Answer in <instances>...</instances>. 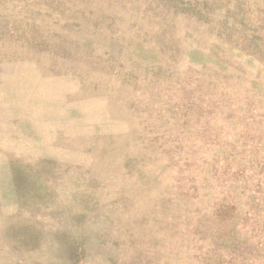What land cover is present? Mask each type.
<instances>
[{"label": "rangeland", "instance_id": "1", "mask_svg": "<svg viewBox=\"0 0 264 264\" xmlns=\"http://www.w3.org/2000/svg\"><path fill=\"white\" fill-rule=\"evenodd\" d=\"M0 264H264V0H0Z\"/></svg>", "mask_w": 264, "mask_h": 264}]
</instances>
